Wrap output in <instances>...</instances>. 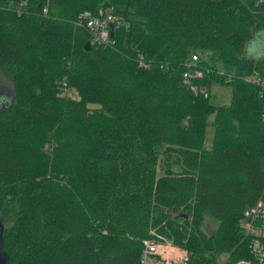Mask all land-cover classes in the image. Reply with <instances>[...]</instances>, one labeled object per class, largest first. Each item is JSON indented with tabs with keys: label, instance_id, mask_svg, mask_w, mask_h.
Wrapping results in <instances>:
<instances>
[{
	"label": "trees",
	"instance_id": "trees-1",
	"mask_svg": "<svg viewBox=\"0 0 264 264\" xmlns=\"http://www.w3.org/2000/svg\"><path fill=\"white\" fill-rule=\"evenodd\" d=\"M110 5L114 42L87 49L77 16ZM263 12L255 0H0L9 264H139L151 229L188 264L249 258L240 223L264 200V99L244 76L264 57L244 50ZM192 53L203 81L231 85L230 103L184 85Z\"/></svg>",
	"mask_w": 264,
	"mask_h": 264
},
{
	"label": "built area",
	"instance_id": "built-area-1",
	"mask_svg": "<svg viewBox=\"0 0 264 264\" xmlns=\"http://www.w3.org/2000/svg\"><path fill=\"white\" fill-rule=\"evenodd\" d=\"M264 10V0H255ZM45 10V9H44ZM264 15V12H263ZM119 18L114 12L113 5L99 8L96 13L84 10L79 13L76 24L87 28L91 44H111L110 23ZM198 54L192 53L186 61V68L182 72V82L185 86L200 93L204 97L210 96V85L203 81L205 69L198 65ZM230 79L232 73L218 71ZM246 81L254 82L258 92L264 99V68H255L251 74L244 76ZM261 119L264 121V103L261 109ZM243 234L248 238L249 258L241 259L237 264H264V200L257 201L253 206L245 209L241 219ZM150 237L142 240L139 264H188L187 251L168 238L150 232Z\"/></svg>",
	"mask_w": 264,
	"mask_h": 264
},
{
	"label": "rangeland",
	"instance_id": "rangeland-1",
	"mask_svg": "<svg viewBox=\"0 0 264 264\" xmlns=\"http://www.w3.org/2000/svg\"><path fill=\"white\" fill-rule=\"evenodd\" d=\"M263 39L262 36H256L254 40L245 47V55H251L255 54L254 50L259 46L261 40ZM220 70L224 73H229L232 72L233 66L229 64H224V63H219ZM227 74L225 75V80H227ZM0 87L4 89H8L10 86L8 83L5 84H0ZM210 100L215 103V104H228L230 103L231 100V85L227 82H221L217 80H213L210 85ZM214 114H210L208 116V123L206 126V134H205V143L209 144L211 142L212 136H213V125H212V119H213ZM12 213L10 211L6 212L5 216H1V221L2 224H8L10 218H11ZM216 226V222L209 218L206 217L202 223L201 229L207 234L210 235L214 228ZM154 230H150V232H153ZM170 240V239H168ZM173 242L172 240H170ZM175 245L176 243L173 242ZM179 244H177L178 246ZM180 246V245H179ZM181 247V246H180ZM183 248V247H182ZM226 256L225 255H219L218 256V262L219 264H222L225 261Z\"/></svg>",
	"mask_w": 264,
	"mask_h": 264
},
{
	"label": "water",
	"instance_id": "water-1",
	"mask_svg": "<svg viewBox=\"0 0 264 264\" xmlns=\"http://www.w3.org/2000/svg\"><path fill=\"white\" fill-rule=\"evenodd\" d=\"M110 30H111V35L113 31V23H110ZM256 36H262L263 39L260 41L262 43L259 44V46L254 50L255 54L248 55L251 58H259V57H264V30H258L254 33V36L250 39V41L247 43L249 45ZM86 48L89 49L91 48V43L88 41L86 43ZM3 224L0 219V264H9V257L8 254L6 253L4 246H3Z\"/></svg>",
	"mask_w": 264,
	"mask_h": 264
}]
</instances>
